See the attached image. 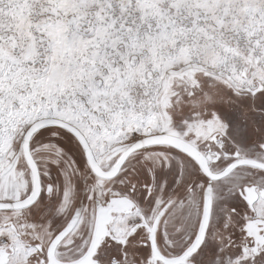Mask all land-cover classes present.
I'll return each instance as SVG.
<instances>
[{
    "label": "snow or ice",
    "instance_id": "1",
    "mask_svg": "<svg viewBox=\"0 0 264 264\" xmlns=\"http://www.w3.org/2000/svg\"><path fill=\"white\" fill-rule=\"evenodd\" d=\"M0 264H264V0H0Z\"/></svg>",
    "mask_w": 264,
    "mask_h": 264
}]
</instances>
